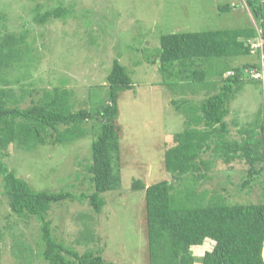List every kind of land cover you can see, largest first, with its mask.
Masks as SVG:
<instances>
[{"label": "rangeland", "instance_id": "374dc122", "mask_svg": "<svg viewBox=\"0 0 264 264\" xmlns=\"http://www.w3.org/2000/svg\"><path fill=\"white\" fill-rule=\"evenodd\" d=\"M60 1L66 4L75 1L79 18H68L66 22L51 20L45 25L32 22L36 4L47 7ZM227 3L235 7L220 10V4ZM0 10L6 13L11 31L22 30L24 22L30 21L27 25L31 28L30 53L23 62L0 75L5 80L0 84L8 83L18 93L22 88L41 90L39 94L33 91L22 107L38 100L44 89L55 87L70 92L73 109L97 107L103 99L107 100V75L114 59L127 67L133 86L120 93L117 117L120 141L114 159L120 186L103 193L106 204L100 213L93 210L88 200L67 199L53 204L47 218L52 222L54 236L81 254L101 251L114 264H150L146 190L133 188L132 184L141 180L148 186L169 180L176 194L187 190L184 181L172 176L164 165V152L174 144V134L186 126V118L175 109L172 100L200 99L215 91L202 86L195 89L188 82L185 87H181V82L175 87L163 84L157 65L150 63L147 56L160 47L163 34L255 25L246 0H0ZM87 19L89 24L85 22ZM142 47L149 50L144 53ZM247 61H260L264 65V58L258 60L256 54L238 57L233 64ZM212 77L210 80L215 81L218 76ZM262 108L264 83L248 82L230 103L227 120L232 133L239 138L238 130L252 127ZM84 125L88 132L75 140L38 144L33 149L13 143L3 160L37 191L89 192L93 188L87 167L92 161V144L100 124L89 120ZM205 156L213 157L208 153ZM246 170L242 160L230 165L217 162L209 177L193 191L192 199L196 205L207 204L216 191L228 202H259L264 176L251 189L243 188ZM2 186L0 178L3 225L0 264H51L43 255L39 219L14 213ZM212 245L213 248L215 242ZM196 259L195 264H202L201 257Z\"/></svg>", "mask_w": 264, "mask_h": 264}, {"label": "trees", "instance_id": "16d2710c", "mask_svg": "<svg viewBox=\"0 0 264 264\" xmlns=\"http://www.w3.org/2000/svg\"><path fill=\"white\" fill-rule=\"evenodd\" d=\"M246 4L257 26L163 34L160 47L152 49L151 55L147 56L150 63L157 65L163 84L175 87L181 82V87H185L188 82L195 89L202 86L215 91L200 99L181 97L172 100L175 109L186 118V126L174 134V144L164 152V165L172 176L184 181L187 190L176 194L169 180L148 186L141 180L132 184L133 188L146 190L150 264H195L197 256L191 248L202 245L207 238L213 239L215 246L201 257L202 264H264V183L259 202H228L216 191L207 204L196 205L192 199L193 191L200 181L209 177L217 162L230 165L236 160L244 161L247 170L243 188L251 189L256 180L264 176V108L259 110L252 127L238 130L239 138L232 133L227 120L230 103L243 87L248 82L264 83L263 76H253L264 72L260 61L233 64L238 57L256 54L259 60L264 56V0H246ZM45 6L38 3L33 8L34 24L79 18L75 1ZM219 7L228 11L235 6L227 3ZM6 22L7 15L0 10V75L23 62L31 51L28 40L31 28L27 26L30 21L24 22L19 31L8 29ZM85 22L89 24L88 19ZM257 39L262 40V46L254 48ZM140 50L146 53L149 48ZM211 75L218 77L211 81ZM0 81L5 80L0 78ZM107 86V100L103 99L91 109L76 110L72 108L67 89H44L38 100L22 107L33 91L39 94L41 90L22 88L18 93L8 83L0 84L3 194L8 197L14 213L39 219L43 255L51 264H114L107 261L101 251L81 254L67 246L54 236L52 222L47 218L53 204L67 199L88 200L93 210L100 213L106 204L103 193L120 186L121 177L114 168L120 141L118 101L122 91L132 88L133 81L127 67L118 58L114 59L107 75ZM89 120L100 124L92 144V161L87 167L93 188L89 192L37 191L3 160L9 155L13 143L33 149L38 144H57L82 137L88 132L84 124ZM206 153L213 157L206 158ZM2 237L0 196V256Z\"/></svg>", "mask_w": 264, "mask_h": 264}, {"label": "crops", "instance_id": "0c3cea01", "mask_svg": "<svg viewBox=\"0 0 264 264\" xmlns=\"http://www.w3.org/2000/svg\"><path fill=\"white\" fill-rule=\"evenodd\" d=\"M214 242L215 241L213 239L207 238L202 245H194L191 249L192 251L197 250L196 253L193 252L195 256L202 257L206 251L212 249V244H214Z\"/></svg>", "mask_w": 264, "mask_h": 264}, {"label": "built area", "instance_id": "2783aa9c", "mask_svg": "<svg viewBox=\"0 0 264 264\" xmlns=\"http://www.w3.org/2000/svg\"><path fill=\"white\" fill-rule=\"evenodd\" d=\"M254 48H258L259 46L261 47L262 46V43L259 42V43H256V44H253ZM264 58V56H263ZM262 66L264 67V65L262 64ZM263 71V70H262ZM261 74H264V72H260V73H257L256 75L257 76H260ZM263 256H264V252H263Z\"/></svg>", "mask_w": 264, "mask_h": 264}, {"label": "clouds", "instance_id": "9594fccd", "mask_svg": "<svg viewBox=\"0 0 264 264\" xmlns=\"http://www.w3.org/2000/svg\"><path fill=\"white\" fill-rule=\"evenodd\" d=\"M256 74H257V73H255V74H254V75L256 76V77L254 76L255 78H257V77H260V76H261V75H260V76H257Z\"/></svg>", "mask_w": 264, "mask_h": 264}]
</instances>
